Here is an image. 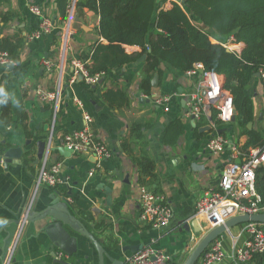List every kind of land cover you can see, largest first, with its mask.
<instances>
[{
	"label": "crops",
	"instance_id": "0c3cea01",
	"mask_svg": "<svg viewBox=\"0 0 264 264\" xmlns=\"http://www.w3.org/2000/svg\"><path fill=\"white\" fill-rule=\"evenodd\" d=\"M83 2L78 0L69 21V0H0V44L5 38L23 41L17 57L19 74L0 65V73L5 75L0 90L12 105L11 126L3 128L0 124V148L4 150L0 154V264H60L58 260L67 264L126 263L131 254L143 247L165 253L171 258L170 264H184L203 236L198 222L199 231L191 221L187 222L195 203L205 191L217 189L221 171L234 158V150L239 153L247 136L235 121L227 126L216 125L214 109L201 111L198 118L190 115L187 97L196 90L199 75L180 74L161 65L151 78L150 95H144L139 85L145 56L111 71L95 86L80 81L71 61L80 60L81 54L96 42L104 43L98 34V15L84 7ZM171 2L159 3L166 9ZM33 8L41 15L32 13ZM42 17L52 28L39 39L29 40L28 35L38 29ZM230 45L227 47L236 48V53L244 47L234 41ZM126 51L140 50L126 47ZM57 87L60 95L53 122V106L36 92H52ZM112 88L126 93L127 107L110 109L103 101L102 95ZM245 93L253 106L251 129L247 128L249 123L245 128L259 133L264 140V85L260 74L251 79ZM162 95L171 98L167 112L154 103V98ZM75 100L83 105L82 109ZM84 113L92 118V130L111 151V158L96 170L90 157L65 158L58 152L35 163V143L50 141L51 147L61 146L63 135L83 127ZM174 119L181 121L183 132L171 145L163 142L162 133ZM135 124L142 126L141 138L130 133ZM219 129H226L220 135L226 145L221 154L211 155L206 143ZM27 141L31 142L29 146ZM124 141L135 157L146 153L154 162V181L142 187L162 195L170 205L173 219L168 227L154 229L139 222L141 186L137 183V167L122 150ZM12 148H20L22 156L6 161L4 152ZM243 157L239 153L238 160ZM28 158L26 166L24 159ZM44 162L61 165V185L56 189L36 187L37 172ZM90 171L94 172L91 177ZM105 189L110 190L109 205ZM50 209L57 210L63 229L76 241L72 256L61 252L63 257L55 258L60 251L51 247L45 235V228L54 222L43 217ZM241 229L238 226L228 231L223 235L224 241L230 244Z\"/></svg>",
	"mask_w": 264,
	"mask_h": 264
},
{
	"label": "trees",
	"instance_id": "16d2710c",
	"mask_svg": "<svg viewBox=\"0 0 264 264\" xmlns=\"http://www.w3.org/2000/svg\"><path fill=\"white\" fill-rule=\"evenodd\" d=\"M82 5L98 15V34L104 41L96 42L80 56L81 61L89 62L86 69L90 75L104 77L145 56L139 89L149 96L151 78L161 65L180 74L201 65L205 71L224 77V89L232 96L236 110L235 122L247 136L238 148L241 156L251 149L264 147L260 134L245 128L253 120V106L246 89L256 74H260L264 85V0H184V4L172 1L166 9L156 0H84ZM229 36L236 44L244 45L240 53L227 52L212 40H225ZM22 44V39L16 37L5 38L0 44V53H6L16 63L10 69L14 75L20 72L17 57ZM126 47L140 51L129 53ZM4 79L5 75L0 73V86ZM102 99L110 109L128 105L126 93L118 88L107 90ZM0 101H3L0 102V124L8 128L12 124L11 100L0 94ZM141 128L135 124L130 133L141 138ZM182 132L181 121L174 119L162 133L163 142L175 144ZM121 147L137 167V183L141 187L152 183L155 165L150 157L146 153L135 157L126 141ZM3 151L0 148V154ZM29 162V158L24 159V165ZM255 188L264 204V167L256 171ZM253 260L264 264V254Z\"/></svg>",
	"mask_w": 264,
	"mask_h": 264
},
{
	"label": "built area",
	"instance_id": "2783aa9c",
	"mask_svg": "<svg viewBox=\"0 0 264 264\" xmlns=\"http://www.w3.org/2000/svg\"><path fill=\"white\" fill-rule=\"evenodd\" d=\"M184 1V0H183ZM78 0H69L67 14L68 20L72 18ZM31 12L40 16L38 9L33 8ZM52 26L47 19L42 17L38 29L28 35L29 40H37L43 34L48 33ZM67 34H65L63 45H65ZM230 52H238L227 46L233 43V39L222 43L213 39ZM0 65L5 68L14 67L16 63L9 59L6 53H0ZM71 65L77 77H81L86 85L95 86L103 78L102 75H90L86 69L87 62L81 60L71 61ZM60 68V67H59ZM202 71V73H199ZM60 73V72H59ZM188 76L199 75L196 90L187 97L189 113L198 118L201 111L214 109L217 119L223 126L231 123L234 117L233 98L224 89L222 77L214 72L205 71L201 65H196L186 73ZM61 75V73L59 74ZM37 96L51 104L54 108L53 122L57 112V104L60 95V87L55 91L42 93L36 92ZM170 96L162 95L154 98V103L164 112L169 111ZM79 108L83 105L75 100ZM82 128L63 135L61 147L72 152V155L90 157L94 161L95 170L100 168L101 163L111 158L112 153L107 146L97 139L92 130V118L88 113L83 116ZM51 144V142L49 141ZM226 140L220 135H213L206 143V150L211 155L222 153ZM232 161L227 164L219 175L218 186L215 191H205L196 201L194 212L187 221L195 220L201 229L206 232L223 224L227 219L236 215L264 213V204L255 188L256 171L264 167V147L251 149L242 161L238 160L237 150ZM61 165L56 163L41 166L36 176V187L44 185L50 189H56L61 185L59 176ZM93 171L88 173L91 177ZM173 219L170 205L162 195L141 187L139 197V222L150 228L161 229L168 227ZM240 234L231 239L230 244L224 241L223 236L209 244L202 253L197 264H248L255 256L264 254V226L259 224L241 225ZM63 254L57 253L55 258L61 259ZM127 264H170L171 258L161 251H154L150 247H143L131 254L126 259Z\"/></svg>",
	"mask_w": 264,
	"mask_h": 264
},
{
	"label": "water",
	"instance_id": "95a60500",
	"mask_svg": "<svg viewBox=\"0 0 264 264\" xmlns=\"http://www.w3.org/2000/svg\"><path fill=\"white\" fill-rule=\"evenodd\" d=\"M171 1L184 4L183 0H171ZM159 2L160 0H156V3H159ZM227 52H230V51L227 50ZM199 73H202V71H199ZM256 76H259V74H256ZM78 79L82 81L81 77H78ZM235 114H236V110L234 108V115ZM234 121H235V117L232 118L231 123H233ZM251 126L252 124L249 123L247 128L250 130ZM227 130L230 131V129H227ZM225 131L226 129H219L216 131V133L217 135H221ZM30 143H31L30 141H27L26 146H29ZM35 147H36V152H37L36 160L34 161L35 163H37L39 160L43 158L46 159L49 153H52V152H58L62 157H65V158H69L72 155V152L67 150L64 147H61V146L51 147L49 141H45V142L37 141L35 143ZM21 156H22V152L20 148L8 149L7 151L4 152V155H3L6 161L10 159L19 160ZM105 191L107 192L106 203L107 205H109L110 198H111L110 190L105 189ZM56 211L57 210L50 209L43 215V217H50L52 221L54 222V223L49 224L45 228V235L48 238L52 248L59 250L66 256H72L76 252V241L74 238L68 235L67 231L63 229L62 222L58 220L56 217L57 215ZM55 218L57 220H55ZM191 223L193 227H195L196 230L199 231L197 221L192 220ZM245 224H259V225L264 226V213L232 216L229 219H227L223 224L211 229L205 235H203V237L198 241V243L195 245V247L191 251L190 255L188 256L184 264H197L202 253L207 249L210 243L222 237L231 229L241 226V225H245ZM53 255L55 256V253H53ZM56 262L60 264H67L64 261H60V260ZM112 264H127V263L123 262V263H112Z\"/></svg>",
	"mask_w": 264,
	"mask_h": 264
},
{
	"label": "rangeland",
	"instance_id": "374dc122",
	"mask_svg": "<svg viewBox=\"0 0 264 264\" xmlns=\"http://www.w3.org/2000/svg\"><path fill=\"white\" fill-rule=\"evenodd\" d=\"M221 41L227 43L228 39H225V40H224V39H221ZM227 44H228V43H227ZM228 46L230 47L231 45H228ZM206 233H207L206 230H204L202 234L205 235ZM201 236H202V235H201ZM202 237H203V236H202ZM202 237H201V238H202Z\"/></svg>",
	"mask_w": 264,
	"mask_h": 264
},
{
	"label": "clouds",
	"instance_id": "9594fccd",
	"mask_svg": "<svg viewBox=\"0 0 264 264\" xmlns=\"http://www.w3.org/2000/svg\"><path fill=\"white\" fill-rule=\"evenodd\" d=\"M0 94L6 95V93H2V91H0ZM0 102H3V101H0Z\"/></svg>",
	"mask_w": 264,
	"mask_h": 264
},
{
	"label": "bare ground",
	"instance_id": "6f19581e",
	"mask_svg": "<svg viewBox=\"0 0 264 264\" xmlns=\"http://www.w3.org/2000/svg\"><path fill=\"white\" fill-rule=\"evenodd\" d=\"M236 49V48H235Z\"/></svg>",
	"mask_w": 264,
	"mask_h": 264
}]
</instances>
